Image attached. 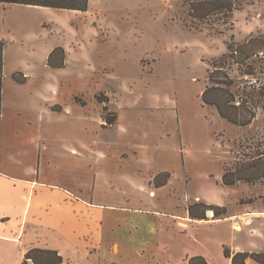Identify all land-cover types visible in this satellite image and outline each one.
Returning <instances> with one entry per match:
<instances>
[{"label": "rangeland", "instance_id": "1", "mask_svg": "<svg viewBox=\"0 0 264 264\" xmlns=\"http://www.w3.org/2000/svg\"><path fill=\"white\" fill-rule=\"evenodd\" d=\"M236 2L233 30L223 16H211L197 30L184 0H92L102 31L99 40L91 30L84 37L91 67L80 54L65 70L49 69L43 58L55 38L43 22H56L55 14L0 4L3 170L25 176L36 170L40 180L80 189L98 202L164 213L169 240H162L176 248L171 264H189L196 252L208 264H232L226 247L264 253V179L222 185L226 170L248 167L264 152V109L242 128L201 97L210 63L226 53L232 36L238 43L264 38V0ZM256 68L263 82L264 65ZM229 72L248 80L237 66ZM15 73L29 80L17 84ZM51 85L57 90L52 109L43 102ZM198 202L227 211L195 220L189 207Z\"/></svg>", "mask_w": 264, "mask_h": 264}, {"label": "crops", "instance_id": "2", "mask_svg": "<svg viewBox=\"0 0 264 264\" xmlns=\"http://www.w3.org/2000/svg\"><path fill=\"white\" fill-rule=\"evenodd\" d=\"M91 3L92 0L86 12L29 6L55 14L57 19L56 22H43V26L50 23V36H55L43 51L49 69L65 70L70 65V58L80 54L84 66L91 67L84 52V37L91 30L93 38L99 40L102 31L91 15ZM61 14L65 18L70 16L60 23L59 20H63V16L59 17ZM80 15L85 16L83 23L76 21ZM61 30L72 40L60 38L57 33ZM59 48L64 51V67L53 68L48 65V60L53 53V61H60L61 54H54ZM19 79L23 82H15L23 85L29 77L24 75ZM50 89L51 96L43 102L52 109L57 90L53 85ZM74 149L72 146L71 150ZM78 190L75 192L54 182L40 180L36 170L26 176L5 172L1 155L0 264H23L26 254L33 249L58 252L63 258L61 264H171V254L176 248L171 247L170 241L162 240H169V219L164 213L129 208L122 201L101 203L95 200L96 197H85L84 191ZM183 256L185 254L180 263ZM198 256L205 258L199 252L192 258ZM249 261L252 260L247 263ZM28 264L33 263L29 260Z\"/></svg>", "mask_w": 264, "mask_h": 264}, {"label": "trees", "instance_id": "3", "mask_svg": "<svg viewBox=\"0 0 264 264\" xmlns=\"http://www.w3.org/2000/svg\"><path fill=\"white\" fill-rule=\"evenodd\" d=\"M90 0H0L1 5H26L49 7L56 9H67L86 12L88 11ZM189 4V15L194 21H198L195 29L202 30L203 25L211 16H223L220 20L229 19L224 25H228V30L234 29L233 15L238 10L236 0H184ZM199 23L201 27L199 26ZM187 26V25H185ZM213 28V27H212ZM222 33V32H220ZM226 53L214 59L210 63L206 86L202 92V102L204 105L214 107L219 116L232 125L238 127L250 126L257 117L260 109H264V81L257 79V64L264 65V38L251 36L244 42L238 43L234 36L226 42ZM6 42L0 41V162H1V131H2V101H3V71H4V50ZM60 53L61 58L58 63L53 61L51 54L48 65L53 68L64 67V51L59 48L54 51ZM237 66V70L242 73V77L248 80H237L230 75L229 71ZM244 68V70H242ZM14 81L22 83L23 80L13 76ZM242 81V82H239ZM237 88V91L233 89ZM258 159L247 166L237 167L235 170H226L222 177V185L226 187L236 186L239 182L245 181L253 183L264 179V152ZM248 168V169H247ZM246 169V170H245ZM243 171H251L252 176H242ZM161 183L158 187L164 186ZM212 211L214 217L219 218L226 213L225 207L207 205L203 202L195 203L189 207V214L192 219L206 220V213ZM224 257L230 259L232 264H247L252 260L258 264H264V253L255 252H232L228 247L224 248ZM31 260L33 264H61L62 256L56 251L40 249L30 250L23 264H28ZM208 264L202 256L192 258L189 264Z\"/></svg>", "mask_w": 264, "mask_h": 264}, {"label": "bare ground", "instance_id": "4", "mask_svg": "<svg viewBox=\"0 0 264 264\" xmlns=\"http://www.w3.org/2000/svg\"><path fill=\"white\" fill-rule=\"evenodd\" d=\"M209 213H211V211Z\"/></svg>", "mask_w": 264, "mask_h": 264}]
</instances>
